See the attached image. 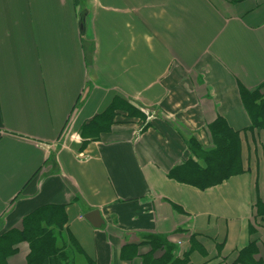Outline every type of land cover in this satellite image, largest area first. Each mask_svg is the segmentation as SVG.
Instances as JSON below:
<instances>
[{
    "label": "crops",
    "instance_id": "0c3cea01",
    "mask_svg": "<svg viewBox=\"0 0 264 264\" xmlns=\"http://www.w3.org/2000/svg\"><path fill=\"white\" fill-rule=\"evenodd\" d=\"M80 5L0 0V247L59 207L74 264H143L151 236L184 264H234L250 243L264 264V133L240 99L264 85V0H85V20ZM117 99L141 116L83 131ZM217 119L243 173L204 191L169 179L191 139L212 149ZM13 249L0 264H26L28 245Z\"/></svg>",
    "mask_w": 264,
    "mask_h": 264
},
{
    "label": "trees",
    "instance_id": "16d2710c",
    "mask_svg": "<svg viewBox=\"0 0 264 264\" xmlns=\"http://www.w3.org/2000/svg\"><path fill=\"white\" fill-rule=\"evenodd\" d=\"M264 85L254 90L240 88L241 103L247 112L251 132L264 133ZM121 108V109H120ZM124 112L129 119L139 118L140 113L132 106L119 99L112 102L107 110L83 127V131H106L113 121L115 112ZM212 149L204 150L196 140L188 143L194 159L174 168L168 175L169 179L179 184L192 186L204 191L218 186L230 177L243 173L241 162V140L238 132L231 130L222 119H217L208 127ZM258 216H264V203H255ZM66 223L63 209L59 207H45L31 215L24 223L22 230L13 237L3 236L4 247H0L2 261L19 243L28 245L29 253L26 264H74L64 247H59L57 240L61 229ZM151 252L143 257V264H184L188 254L182 259L173 260V247L167 245L157 237H149ZM264 251V244L262 245ZM156 250H163L160 258L153 259ZM258 254L255 243H250L238 253L234 264H261L254 257Z\"/></svg>",
    "mask_w": 264,
    "mask_h": 264
},
{
    "label": "water",
    "instance_id": "95a60500",
    "mask_svg": "<svg viewBox=\"0 0 264 264\" xmlns=\"http://www.w3.org/2000/svg\"><path fill=\"white\" fill-rule=\"evenodd\" d=\"M85 219L91 223V225L95 228H99L102 224L100 215L97 211H93L91 213H89Z\"/></svg>",
    "mask_w": 264,
    "mask_h": 264
},
{
    "label": "rangeland",
    "instance_id": "374dc122",
    "mask_svg": "<svg viewBox=\"0 0 264 264\" xmlns=\"http://www.w3.org/2000/svg\"><path fill=\"white\" fill-rule=\"evenodd\" d=\"M80 4V18L85 20L87 18L89 9L87 6H85V0H80Z\"/></svg>",
    "mask_w": 264,
    "mask_h": 264
},
{
    "label": "bare ground",
    "instance_id": "6f19581e",
    "mask_svg": "<svg viewBox=\"0 0 264 264\" xmlns=\"http://www.w3.org/2000/svg\"><path fill=\"white\" fill-rule=\"evenodd\" d=\"M229 104L231 105L232 103L231 102H229ZM234 104V103H233Z\"/></svg>",
    "mask_w": 264,
    "mask_h": 264
}]
</instances>
